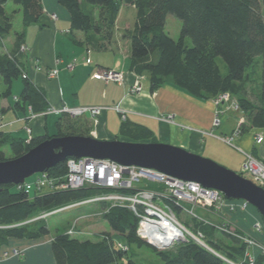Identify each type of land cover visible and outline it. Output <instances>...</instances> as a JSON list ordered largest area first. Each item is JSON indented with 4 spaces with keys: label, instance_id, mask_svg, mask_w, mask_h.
I'll list each match as a JSON object with an SVG mask.
<instances>
[{
    "label": "trees",
    "instance_id": "16d2710c",
    "mask_svg": "<svg viewBox=\"0 0 264 264\" xmlns=\"http://www.w3.org/2000/svg\"><path fill=\"white\" fill-rule=\"evenodd\" d=\"M8 1L19 6L24 27L40 25L44 16L43 0H0V50L13 30V15L6 13ZM71 16V32H82L83 43L97 50H107L115 34L121 7L131 6L137 10V20L133 31L127 34L131 40V72L138 76L146 73L150 77L151 91L174 83L198 99L216 100L229 93L239 103V111L244 115L241 134L248 128L264 129V0H59ZM98 12V16L96 13ZM177 16L182 21L178 41L166 32L167 16ZM43 27V25H41ZM13 49L8 55L0 56V78L4 81L5 97L12 96L14 80H23V91L15 106L26 112L31 107L35 114L49 111L45 93L36 89L24 71L23 52L25 36L16 32ZM191 38L192 46H187ZM223 58L228 73L222 75L217 63ZM262 58V83L258 94L251 98L248 90L252 82L248 71ZM57 135H45L27 139L13 137L0 132V163L7 161L4 148L8 145L13 158L24 156L33 148L52 137L91 136L80 120H72L62 114L56 120ZM121 136L132 142L151 141L158 143L152 130L128 120L121 126ZM118 139V137L116 138ZM67 164L63 162L49 171V176L63 179L67 174ZM0 253L11 246L12 240L38 241L50 235L45 220L29 223L43 212L64 208L85 201L98 194L112 192L111 189L85 187L74 191H53L32 193L18 191L8 184L0 187ZM109 205L100 204V210ZM180 210H178L179 212ZM99 218L105 220L119 238L131 249L148 245L138 237V219L128 208L112 207ZM198 220V219H197ZM193 221L206 235L207 245L219 254L218 257L204 246L194 241L179 244L165 252L155 250L165 264H228L239 263L249 251L248 244L237 236L225 234L212 225ZM230 243L222 244L217 235ZM239 236L246 235L238 232ZM120 249L111 233H105L98 241L73 238L67 232L58 234L52 241V252L56 264H136L129 257L130 251ZM257 264L264 257L258 253Z\"/></svg>",
    "mask_w": 264,
    "mask_h": 264
},
{
    "label": "crops",
    "instance_id": "0c3cea01",
    "mask_svg": "<svg viewBox=\"0 0 264 264\" xmlns=\"http://www.w3.org/2000/svg\"><path fill=\"white\" fill-rule=\"evenodd\" d=\"M43 6L45 14L40 20L41 24H34L26 28L23 25L20 32L24 31L26 34L24 43L29 47V52L24 59L25 74L36 89H41L45 93L51 109L60 110L63 106L69 108L104 107L106 109L98 117L97 123L89 115L84 118L89 120L90 125H93L91 136L99 140H116L118 137L119 140L132 142L121 136L120 128L123 122L128 120L150 128L157 142L176 145L193 154L206 155L226 167H231L232 160L228 156H220L217 150L222 146L220 137L231 136L239 126V120H245L243 114L228 110L227 104L218 106L214 100L195 98L171 82L152 92L150 77L147 73L138 76L131 72V43L127 47L125 45V49H123L122 42L113 45L111 40L112 43L107 50H103L101 54L91 58L93 47L83 43L85 37L82 32L72 33L70 31V13L61 6L59 0H43ZM55 15L57 18L54 20L53 16ZM118 22L119 17L117 24ZM123 37L125 34L119 35V38ZM88 51H90V55H88ZM103 53H114V58L106 59ZM88 58L91 59L90 65L86 64ZM73 59L75 60L72 61ZM36 65L42 67L43 70L37 69ZM72 65L73 69L70 70L69 67ZM58 68L60 70L58 78L50 79L48 71ZM102 70L124 74V82L97 80L95 74ZM138 80L143 88L139 93L133 94L131 88L136 85ZM20 94L15 95L13 100L10 97L0 98V126H2L0 131L16 138L28 140L30 134L26 132L25 127L29 124L32 128V138L49 134L47 132L48 119L56 115L49 114V116H38L33 119L29 108L26 109V112L16 108V98L18 99ZM117 108L125 112L126 120L121 117V112ZM168 115L175 116L177 125L168 124L160 119L162 116ZM225 115H230L231 120L227 117L222 120L221 116ZM217 116L220 118L221 125L219 127L214 125ZM181 125L188 126L193 130L184 129ZM203 132L214 135L216 133L220 140L208 137V134L203 135ZM259 134L264 135V129L248 128L234 140L235 146L241 154L239 155L243 156L241 157L243 163L246 159L245 154L249 153L264 161V142L256 143V136ZM91 210L86 207L82 214L89 213ZM249 210L252 218L263 220L259 211L258 213L252 208ZM227 217L230 221H234L236 218L230 212ZM243 232L250 237L257 234L253 230ZM10 244L11 246L5 250H11V247L25 249V256L4 259L1 256L3 252H1L0 264H56L52 252V240L43 239L32 242L12 240Z\"/></svg>",
    "mask_w": 264,
    "mask_h": 264
},
{
    "label": "built area",
    "instance_id": "2783aa9c",
    "mask_svg": "<svg viewBox=\"0 0 264 264\" xmlns=\"http://www.w3.org/2000/svg\"><path fill=\"white\" fill-rule=\"evenodd\" d=\"M57 16H53L55 20ZM23 52H29V47L24 45ZM90 55V51L87 52ZM91 59L86 60V64L90 65ZM37 64V63H36ZM39 65V64H37ZM36 65V67H37ZM39 70H43L42 67H37ZM73 69V65L69 67ZM59 68L48 71V77L50 79L58 78ZM97 80H103L105 82H124V74L116 71L102 70L95 74ZM134 87L131 88L133 94L139 93L143 86L138 80ZM214 102L218 106H225L227 104L228 109L234 112L239 111V103L233 100L229 93L219 96ZM106 108L100 107H67L63 106L60 110H54L49 108V111L45 113L35 114L31 107L32 118L35 119L38 116H49L54 114L60 116L66 114L73 117H82V115H89L91 119L98 122V117ZM121 112V117L126 120L124 111L117 108ZM162 121L168 124L176 123L174 115L162 116ZM242 124V123H241ZM215 127H219V116L214 121ZM182 128L193 130L188 126L181 125ZM2 127V126H1ZM26 132L30 134L28 142L32 139V128L29 124L25 127ZM204 134L213 135V133ZM242 135L241 126L231 134V136L222 137V140L228 144H232L234 140ZM264 135L259 134L256 136V143H263ZM246 159L243 163L241 175L252 178L251 180L260 188H264V161L259 160L252 154H245ZM68 172L63 179H57L49 176V173H40L32 178L33 181H26L23 184L16 186L18 191L25 190L32 193H47L53 191H74L81 190L85 187H92L97 189H111L112 192L107 194L101 193L95 197L86 199L85 201L76 202L65 206L64 208L53 210L52 212H43L39 216L31 219V222L42 221L52 216L54 213L64 211V209H75V207L97 206L100 204L109 205L106 209H102L97 213L86 215V217L99 218L102 214H106L112 207H123L131 210L138 219V237L144 240L152 248L158 249H172L176 245L187 243L192 240H199V237L194 236L191 231L184 225L177 214L179 212L189 213L193 219L202 221L201 217L196 214V208L203 210L212 209L213 212L222 210L223 205L229 202L220 191H214L205 189L201 184L195 182L182 181L175 177H170L164 173H160L155 170H148L141 167L128 166L125 167L119 163L112 162L111 160H98L92 158L84 159H69L67 162ZM150 186V187H149ZM189 206L184 207V205ZM245 206L247 203L245 202ZM86 217H80L76 220L75 225L68 232L69 235L75 233V227L77 223L84 220ZM231 224L222 223L217 226V229L228 235L237 236L248 244V248L251 246H258V254L264 257V248L256 244L249 236L237 234V231L231 228ZM256 229L260 226L256 225ZM201 235V234H200ZM203 236V235H201ZM200 243V242H199ZM25 249L11 248V250H5L1 254L4 259L22 258L25 256ZM247 258L250 259V264H255L257 256L250 255L249 251L246 252ZM264 264V262H263Z\"/></svg>",
    "mask_w": 264,
    "mask_h": 264
},
{
    "label": "rangeland",
    "instance_id": "374dc122",
    "mask_svg": "<svg viewBox=\"0 0 264 264\" xmlns=\"http://www.w3.org/2000/svg\"><path fill=\"white\" fill-rule=\"evenodd\" d=\"M121 12H120V16H119V22L115 28V34L114 37L112 39L113 41V45H116L117 42H122L123 43V49H125V45L126 47L130 45L131 40L129 39V36L126 34H129L130 31L133 30V27L135 25V22L137 20L136 16H137V10L135 7H131V6H123L121 7ZM5 10L6 13H8L9 15H13V30L11 32V36L5 41V46L4 48H2V50H0V56L2 55H8L10 53V51L13 49V43L15 40V33L16 32H20L23 28V23H22V17L23 14L22 12H20V8L19 6L15 5L13 2L8 1V3L5 6ZM96 15L98 16V12L96 13ZM166 32L167 34L173 38L174 40L178 41L181 30H182V21L176 16L173 15H168L167 16V21H166ZM130 30V31H129ZM124 35L125 37L123 38H119V35ZM187 46H192V40L191 38L187 39L186 41ZM91 46V45H90ZM92 48V47H91ZM127 50V49H126ZM103 50H97L92 48V54H91V58H94L97 54H101ZM104 56H106V59H112L114 58V53L112 54H107V53H103ZM86 57V55H85ZM75 59H73L72 61H74ZM217 63L219 65V68L221 69L222 75H226L228 73V69L226 67V63L224 61L223 58H219L217 60ZM262 72H263V67H262V58H258V62L256 64V66L253 67V69H250L248 71V74L250 75L252 82L249 84L248 90L251 93V98L254 99V95H257L260 89V84L262 83ZM147 82V81H146ZM146 82H144V84H146ZM22 86H23V80L22 79H18V80H14L13 83V95L10 96V99L13 100V97H15V95H18L21 93L22 91ZM5 84L4 81L0 78V98L4 99L6 98L4 95L5 90ZM229 110V109H228ZM232 111V110H231ZM234 112V111H232ZM237 112V111H236ZM235 112V113H236ZM240 113V112H237ZM241 114V113H240ZM86 115H82V117H73L70 116V119L72 120H80V122L82 123H86V121H84ZM222 120L227 118H231L230 115H225V116H221ZM220 119V118H219ZM57 118L56 116H51L48 119V133L49 135H57V126H56V121ZM239 126H241L242 124V119L239 120ZM87 125V124H85ZM92 124L90 125V122H88V130H91L92 128ZM238 126V127H239ZM2 127L0 126V129ZM1 132V131H0ZM94 137V136H92ZM208 137L211 138H218V136L215 135H208ZM220 139L222 140V138L220 137ZM219 139V140H220ZM145 143V142H143ZM158 143H163V142H159ZM222 146L217 150V153H219L220 156L223 157H227L229 159L232 160L231 163V167L229 166H225L224 164H222L221 162L214 160L213 158H210L208 156H203L201 154V157L203 158H208L212 161H214L215 163H218L219 165H221L224 168H228L232 171H234L237 174H241V170H242V166H243V156H240V152L239 149L236 148L235 146V142H233L232 144H228L227 142L224 143V141L222 140ZM165 144V143H164ZM176 146V145H175ZM4 153L5 156H7L9 159L13 158V153L10 149V147L7 145L4 149ZM240 154V155H239ZM219 155H217L218 157H220ZM237 167L236 169L233 167ZM245 178L248 179H252L250 177H246ZM34 178H30L28 181H33ZM150 187V186H149ZM246 201L244 200H240V201H232L229 200V202H227L225 205H223L222 210L216 212H213L212 209H207V210H203L201 208H196V211H194L196 214H198L202 219V221H198L202 224L205 225H212L214 227L217 228V226L221 225L222 223L225 224H231V228L235 229L238 232H243L245 230H253L255 231V233L252 237H250L248 234H246V236H249L256 244H258L259 246H263L264 248V221L263 220H255L254 218L251 217L250 214V210L249 208H252L253 210L257 211L256 208L252 205H249L247 202V205L245 206ZM100 205L97 206H86L88 208H91L92 210L89 213L86 214H82V212L86 209V207H75V209H64V211H59L57 213H54L52 216L48 217L47 219H44L46 221L47 224V228L50 231V235L48 237H43L41 240L45 239V240H52L54 239V237L58 234H65V232H69L71 231V229L73 228V226L76 223V220L80 217H86V215L89 214H93V213H97L98 211H100L99 208ZM184 207H187L189 209V206H187L186 204L184 205ZM228 212H230L231 214L233 213L235 215V220L234 221H230L227 217ZM258 212V211H257ZM227 213V214H226ZM259 213V212H258ZM180 221L187 226V228L191 231V233L194 236H198L199 240H192L190 239V241H194L197 244H203L206 247H210L207 245V240H206V235H204L203 231L201 228L197 227V224L193 221V217L186 212H177ZM260 214V213H259ZM262 217V216H261ZM32 223L31 221L28 222ZM256 225H259L260 228L256 229ZM218 231H221L220 228L218 229ZM222 232V231H221ZM105 233H111V235H113V239H115V241L118 244V247L123 248L124 250H128V245L124 242L123 239L119 238V236H117L115 233H113V230L110 228V226L108 225V223L101 219V218H91V217H86L84 220H81L79 223H77V226L75 227V233L71 234V237L73 238H78L80 240H93V241H98V239L100 237L103 236V234ZM244 233V232H243ZM203 236H201V235ZM222 234H218L217 235V240H220L221 238V242L222 244L225 243H230L228 240H225L224 238H222ZM200 242V243H199ZM200 244V245H201ZM202 246V245H201ZM12 248V247H11ZM211 248V247H210ZM18 249V248H17ZM157 251H162L165 252L167 250H172V249H158L155 248ZM152 249L150 246L148 245H143V247L138 248L135 245H132L131 249H129L130 253H129V257L131 259H133V261H135L136 264H165L163 262L162 259H160V257L157 255V253L155 252V250ZM211 250L214 252V254L218 255V257H222L224 260H227L225 256H223L222 254H219L218 252H216L214 249L211 248ZM211 251V252H212ZM259 252V248L258 246H251V248L249 247V254L254 256L256 255V253ZM246 255V254H245ZM257 256V255H256ZM264 262V260H263ZM262 262V264H263ZM228 264H250V259L247 258V255L245 256V259L240 260L239 263H235V262H229ZM257 264V261L256 263Z\"/></svg>",
    "mask_w": 264,
    "mask_h": 264
},
{
    "label": "water",
    "instance_id": "95a60500",
    "mask_svg": "<svg viewBox=\"0 0 264 264\" xmlns=\"http://www.w3.org/2000/svg\"><path fill=\"white\" fill-rule=\"evenodd\" d=\"M73 158L107 159L125 167L152 169L182 181L197 182L205 189L220 191L228 201H246L260 212L264 221V188L208 158L164 143L103 141L79 135L52 137L18 159L1 162L0 187L23 184Z\"/></svg>",
    "mask_w": 264,
    "mask_h": 264
}]
</instances>
